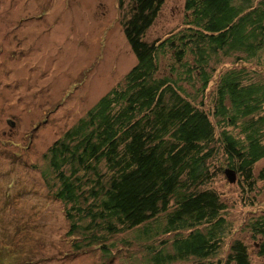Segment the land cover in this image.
<instances>
[{
    "label": "trees",
    "instance_id": "obj_1",
    "mask_svg": "<svg viewBox=\"0 0 264 264\" xmlns=\"http://www.w3.org/2000/svg\"><path fill=\"white\" fill-rule=\"evenodd\" d=\"M129 3L122 28L136 64L44 154L56 180L52 196L76 251L110 254L112 236L143 226V240L173 233L149 249L152 264L190 257L191 264H218L210 259L227 220L226 204L206 185L223 170L212 162L224 156L246 191L260 182L264 197V165L254 169L264 157V0H186V27L158 44L144 34L161 0ZM220 51L234 57L232 67L217 69L222 55L212 56ZM216 72L215 99L205 109ZM247 227L260 261L236 238L224 264H264V213ZM170 242L173 253L165 251Z\"/></svg>",
    "mask_w": 264,
    "mask_h": 264
},
{
    "label": "rangeland",
    "instance_id": "obj_2",
    "mask_svg": "<svg viewBox=\"0 0 264 264\" xmlns=\"http://www.w3.org/2000/svg\"><path fill=\"white\" fill-rule=\"evenodd\" d=\"M122 1L121 6L119 0H0V264H152L149 249L173 238L160 233L140 239V226L112 236L110 254L97 247L76 251L62 203L52 196L56 180L44 154L136 64L122 28L131 4ZM185 1L161 0L145 40L158 44L185 28ZM221 55L218 70L235 64L222 51L212 58ZM217 79L218 72L206 89L205 109L215 99ZM184 88L196 95L194 87ZM212 163L230 168L221 155ZM263 165L264 157L255 162V171ZM223 170L206 184L226 204L227 220L218 254L210 260L224 264L238 238L259 262L247 222L264 213L263 186L256 182L254 191H246L237 172L229 183ZM165 251L173 253L171 242Z\"/></svg>",
    "mask_w": 264,
    "mask_h": 264
},
{
    "label": "water",
    "instance_id": "obj_3",
    "mask_svg": "<svg viewBox=\"0 0 264 264\" xmlns=\"http://www.w3.org/2000/svg\"><path fill=\"white\" fill-rule=\"evenodd\" d=\"M6 123L10 126V127H14L15 126V122L11 119H7ZM224 175L226 176L227 180L229 183H234L236 181V171L231 169V168H225L223 170Z\"/></svg>",
    "mask_w": 264,
    "mask_h": 264
}]
</instances>
